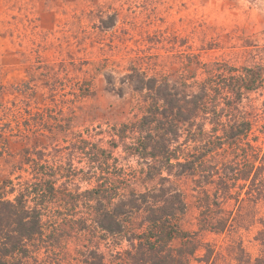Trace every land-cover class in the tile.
<instances>
[{
	"label": "trees",
	"instance_id": "obj_1",
	"mask_svg": "<svg viewBox=\"0 0 264 264\" xmlns=\"http://www.w3.org/2000/svg\"><path fill=\"white\" fill-rule=\"evenodd\" d=\"M127 78L141 117L113 127L109 149L80 135L86 168L29 158L32 178L0 183V264H53L72 237L84 238L80 264H106L102 244L116 264H220L203 234L230 237L226 264H264V219L257 258L239 236L264 199V147L240 111L245 96L264 95V65L135 68ZM183 176L200 192L197 231L183 228ZM76 181L90 187L74 192Z\"/></svg>",
	"mask_w": 264,
	"mask_h": 264
},
{
	"label": "rangeland",
	"instance_id": "obj_2",
	"mask_svg": "<svg viewBox=\"0 0 264 264\" xmlns=\"http://www.w3.org/2000/svg\"><path fill=\"white\" fill-rule=\"evenodd\" d=\"M199 62L264 65V0H0V183L32 178L29 158L86 168L74 146L80 135L109 149L112 128L141 117L132 69L193 72ZM240 111L264 147V95L245 96ZM176 183L188 205L183 228L197 231L200 192L189 176ZM257 213L239 232L253 259L264 199ZM203 238L226 264L230 237ZM83 243L66 240L53 264H80ZM104 245L106 264H116Z\"/></svg>",
	"mask_w": 264,
	"mask_h": 264
}]
</instances>
